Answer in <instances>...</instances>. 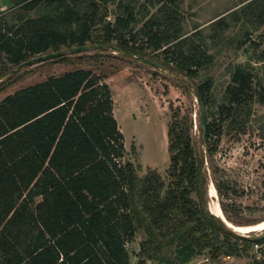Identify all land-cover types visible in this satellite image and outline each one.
Instances as JSON below:
<instances>
[{
    "label": "trees",
    "instance_id": "trees-1",
    "mask_svg": "<svg viewBox=\"0 0 264 264\" xmlns=\"http://www.w3.org/2000/svg\"><path fill=\"white\" fill-rule=\"evenodd\" d=\"M110 1L6 0L24 12H43L36 18L18 16L16 26L0 23L3 74L8 64L17 67L32 57L88 43L140 59L147 51L161 53L162 68L190 81L212 64L213 56L203 44L182 32L181 0L158 2L138 32L133 30L136 18L130 4L118 2L114 22H107ZM240 5L231 12L235 21L241 15L247 22L256 21L255 28L264 24V0H243ZM142 9L147 15V8ZM212 24L216 32L229 28L223 17ZM258 61H264V54ZM229 76L216 117L204 110L206 135L201 143L210 156L224 128L245 133L253 105L264 106V84L256 90L250 65L234 66ZM102 80L88 70L70 71L19 89L0 102V225L15 210L0 232L3 255L14 256L0 255V264H129L126 246L141 232L138 264H191L197 258L216 263L247 254L255 237L236 234L207 210L205 160L194 147L190 116L179 108L171 115L169 183L155 171L140 177V166L124 162L123 135ZM212 88L211 78L196 85L203 109ZM215 189L222 197L227 187L216 182ZM38 196L42 201L34 204ZM26 199L36 211L28 220L36 230L35 241L29 251L16 254L10 224L24 222Z\"/></svg>",
    "mask_w": 264,
    "mask_h": 264
},
{
    "label": "rangeland",
    "instance_id": "rangeland-1",
    "mask_svg": "<svg viewBox=\"0 0 264 264\" xmlns=\"http://www.w3.org/2000/svg\"><path fill=\"white\" fill-rule=\"evenodd\" d=\"M165 1L112 0L107 5L111 14L106 20L114 22L113 12L116 11L118 2L130 4L136 18L133 30L138 32L143 23L156 12L158 2ZM241 1L243 0H181L179 3L183 34L203 44L213 56L212 64L202 69L193 81L162 68L161 53L147 51L146 57L140 59L109 47L94 49L88 43L91 48L87 52L72 54L70 49L63 48L66 54L64 58L25 67L15 73L16 67L8 64L7 74H3V55H0V102L15 91L40 83L50 76H61L80 69L101 75L102 82L111 92L115 117L125 139L124 162L140 166V177L148 171L157 172L165 184L169 183L167 130L172 113L179 108L182 114H188L192 119V140L197 153L202 152L204 155L207 190L209 183L214 186L216 182L224 184L227 190L225 189L222 197L218 195V202L225 207L226 215L232 221L230 223L255 224L264 220V106L257 102L253 105V113L245 133L236 134L224 128L216 150L210 156L206 145L201 143L198 117L200 105L196 97V85L211 78L213 88L204 110L208 108L216 117L217 107L223 101L225 88L230 81V71L236 65L251 66L256 90L264 84V61H258V57L264 54V24L255 28L256 21L247 22L241 15L235 21L231 12L241 6ZM5 3L6 9L0 15V23L16 26L18 16L36 18L43 12L42 8L24 12L16 5L8 4L6 0ZM143 6L147 8V15H144ZM222 17L229 28L216 32L212 23ZM241 41L245 43L238 47ZM205 194L208 207V192ZM263 234L264 231L239 235L255 237ZM139 236L126 246L131 258L139 249ZM232 259H220L211 263L197 258L191 264H232L233 261H238L239 264H259L251 249L244 256Z\"/></svg>",
    "mask_w": 264,
    "mask_h": 264
},
{
    "label": "crops",
    "instance_id": "crops-1",
    "mask_svg": "<svg viewBox=\"0 0 264 264\" xmlns=\"http://www.w3.org/2000/svg\"><path fill=\"white\" fill-rule=\"evenodd\" d=\"M113 115H114V118L116 120L115 110L114 109H113ZM117 121L118 120H116V122ZM117 126H118L119 131L122 133L118 123H117ZM122 135H123V133H122ZM123 144L125 146L124 136H123ZM26 194L27 193H24L22 199L18 202V205L21 204L23 202V200L26 198ZM25 201L28 202V209H27V211H22L23 212L22 216H24V222H22L21 224H18L17 222H15L13 224H10L11 225L10 226L11 235L9 236V240H10V244H13L12 248L15 249L16 254H17V251L20 252V253L21 252L25 253V252L29 251L30 250L29 244H30L31 240L32 241L34 240L32 238L36 234V230L33 229V231H32V224L28 225V223H29L28 220L29 221L31 220L30 216L31 217H32V215L35 216L36 211H35L34 207L32 206L33 204H31V201L29 202V199H26ZM33 201H34V204H38V203H40L42 201V197L41 196L35 197L33 199ZM30 206H32V209L30 208ZM14 211L15 210H13L7 216V218L3 221V223L0 225V232H1L2 228H3V226L6 224V222L9 220V218L12 216ZM33 225H34V223H33ZM22 236H23V238L21 239ZM142 237L143 236H140V238H142ZM136 238L134 240H136ZM134 240H133V242H134ZM137 241H138L137 243L139 244L140 240H137ZM138 247H139V245H138ZM138 250H136V253H138ZM136 253H135V255H132V258L130 256L129 264H133L135 262H139V258L136 257ZM3 254L4 253H2V251L0 249V255H3ZM3 256L11 257V256H14V255H12V253H8V254H5ZM0 259H1V257H0ZM223 260L231 261L233 259L232 258H224ZM143 264H161V263L156 262V261L146 260ZM232 264H239V262L238 261H235V262L233 261Z\"/></svg>",
    "mask_w": 264,
    "mask_h": 264
},
{
    "label": "water",
    "instance_id": "water-1",
    "mask_svg": "<svg viewBox=\"0 0 264 264\" xmlns=\"http://www.w3.org/2000/svg\"><path fill=\"white\" fill-rule=\"evenodd\" d=\"M91 48L90 45H85V46H76V47H72L70 49V53L74 54V53H82V52H87L89 51ZM92 48H98L97 46H93ZM65 54V50H61V51H58V52H51V53H46V54H43V55H39V56H35V57H32L30 58L29 60L19 64L16 69L14 70V73L15 72H18L19 70L25 68V67H29V66H33V65H36V64H42V63H45L47 61H51V60H54V59H57V58H60L62 57L63 55ZM143 61L145 62H148L147 60L143 59ZM150 64H153L155 65L154 63H151ZM197 97V102L198 104L200 105L201 107V104H200V101L198 99V96ZM199 123H200V128L202 130V136H203V139L205 140V135H206V118H205V113H204V109L201 107L200 109V117H199ZM207 210L211 213L210 209H209V206L207 207ZM212 214V213H211ZM214 215L215 217H217L215 214H212ZM218 218V217H217ZM229 229H232L230 228V226L228 225L229 221H226V219H223V218H219ZM232 224V223H231ZM232 226H234V224H232ZM233 231V230H232ZM140 236H144V233L141 232L140 233ZM255 240L256 241H263L264 240V234L263 235H258V236H255Z\"/></svg>",
    "mask_w": 264,
    "mask_h": 264
},
{
    "label": "bare ground",
    "instance_id": "bare-ground-1",
    "mask_svg": "<svg viewBox=\"0 0 264 264\" xmlns=\"http://www.w3.org/2000/svg\"><path fill=\"white\" fill-rule=\"evenodd\" d=\"M207 192H208V197H209L208 204H209V209L211 213L215 214L218 218L226 219V216L221 209V205L218 202V194L215 189V186L209 183ZM226 221L228 220L226 219ZM228 225L230 226V228H232L231 230L241 235L250 234V233H260L264 231V220L259 221L255 224H251V225L232 226L230 222L228 223Z\"/></svg>",
    "mask_w": 264,
    "mask_h": 264
},
{
    "label": "built area",
    "instance_id": "built-area-1",
    "mask_svg": "<svg viewBox=\"0 0 264 264\" xmlns=\"http://www.w3.org/2000/svg\"><path fill=\"white\" fill-rule=\"evenodd\" d=\"M4 1L5 0H0V15L6 9V3L4 4ZM251 250L254 254V259H256L259 264L264 263V240L255 242L251 247Z\"/></svg>",
    "mask_w": 264,
    "mask_h": 264
}]
</instances>
